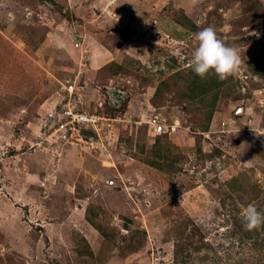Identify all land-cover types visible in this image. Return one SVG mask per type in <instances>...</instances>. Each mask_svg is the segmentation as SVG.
Returning <instances> with one entry per match:
<instances>
[{"label": "rangeland", "instance_id": "1", "mask_svg": "<svg viewBox=\"0 0 264 264\" xmlns=\"http://www.w3.org/2000/svg\"><path fill=\"white\" fill-rule=\"evenodd\" d=\"M208 25L241 63L191 98ZM80 108L99 134L64 138ZM248 203L264 210V0H0V264H258L264 245L229 237Z\"/></svg>", "mask_w": 264, "mask_h": 264}, {"label": "trees", "instance_id": "2", "mask_svg": "<svg viewBox=\"0 0 264 264\" xmlns=\"http://www.w3.org/2000/svg\"><path fill=\"white\" fill-rule=\"evenodd\" d=\"M186 18V17H185ZM187 19V18H186ZM187 21H189V19H187ZM190 27L191 29H193L195 27L194 23H191L189 21ZM183 72V71H180ZM185 73L187 74V76L185 77L187 80V88L189 90V92L187 93L189 97H202L205 94H207V92L209 91H213L217 94V90L222 86V85H226L229 83V80H231V74H229L226 78L224 79H220L216 74L214 73H210L208 75H206L205 77H200L199 75L195 74L191 68L186 69ZM165 83V81H162V84ZM161 85V83H160ZM159 87L156 89L155 94L159 93ZM216 97V95H214ZM235 96V95H234ZM215 97H213V102L215 100ZM213 107V104L211 105ZM212 112H213V108L208 109L207 114H206V121L205 123L202 125V127L204 128V130L208 129V124L210 122L211 116H212ZM151 127V126H150ZM165 133H159L156 135H162ZM158 139V137H157ZM155 145V143H154ZM214 152H211L208 154V156H213L216 152H219V149H214ZM197 151L201 152V148L200 146H198ZM156 153L159 155V157L161 159H167L169 158V155L164 153H161V150L157 149ZM159 166V165H158ZM232 181L236 180L235 177H233L231 179ZM231 181V182H232ZM230 182V183H231ZM232 186V185H231ZM233 187V186H232ZM89 206V205H88ZM264 211V210H263ZM86 217L89 221H91V223L99 229V226L96 224V222L92 219V217L90 216V208L88 207L86 209ZM237 225L234 228L229 229V237L234 236L236 237L234 239V241H236L237 243H239L240 245H243L248 239L251 240V242L253 244H257L259 243L260 245H264V225L258 226L254 229H247L244 227L243 221L241 219V217H238V219L236 220ZM189 221H183L180 224L179 231L176 233V247H175V258H176V263H178V255L180 253L183 252L184 249H186V254L187 256H190V252H189V248L192 247L193 244V237L196 235V230H198V227H195L194 229H189ZM127 226V225H126ZM189 229V230H188ZM192 230V231H191ZM129 246H132L134 248H137L136 246H133L134 244H131V240L133 238V232H130L129 235ZM202 240V239H201ZM200 240V242H201ZM233 241V240H232ZM233 241V243H234ZM203 246H207V247H212L209 244L206 243H197V245H195L194 249L199 250L200 248H203ZM204 256V255H203ZM207 255L204 256V258ZM186 259V258H185ZM184 260V259H183ZM243 260L239 259L235 264H241ZM243 263V262H242ZM258 264H264L263 262H260Z\"/></svg>", "mask_w": 264, "mask_h": 264}, {"label": "clouds", "instance_id": "3", "mask_svg": "<svg viewBox=\"0 0 264 264\" xmlns=\"http://www.w3.org/2000/svg\"><path fill=\"white\" fill-rule=\"evenodd\" d=\"M193 37L196 45L191 52L189 67L200 77L214 73L220 79H224L240 65L241 56L238 49L226 44L218 36L214 26L201 28L193 34ZM239 215L244 227L249 230L264 225V211L255 203L242 205Z\"/></svg>", "mask_w": 264, "mask_h": 264}, {"label": "built area", "instance_id": "4", "mask_svg": "<svg viewBox=\"0 0 264 264\" xmlns=\"http://www.w3.org/2000/svg\"><path fill=\"white\" fill-rule=\"evenodd\" d=\"M68 86L69 88H67V90L71 92L69 89L73 88V84L70 83ZM105 119L104 116L91 113L84 108L73 111L70 110L65 117V121H61L57 124V130L62 132L61 135L64 138L73 133L74 135L79 136L81 140H87L86 137H93L86 134L87 130H93L97 136L101 129L100 123ZM147 122L155 134L168 132V127L159 113H152Z\"/></svg>", "mask_w": 264, "mask_h": 264}]
</instances>
